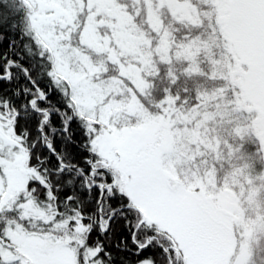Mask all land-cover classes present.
Returning a JSON list of instances; mask_svg holds the SVG:
<instances>
[{"label":"snow or ice","instance_id":"6c2138e0","mask_svg":"<svg viewBox=\"0 0 264 264\" xmlns=\"http://www.w3.org/2000/svg\"><path fill=\"white\" fill-rule=\"evenodd\" d=\"M0 264H264V0H0Z\"/></svg>","mask_w":264,"mask_h":264}]
</instances>
